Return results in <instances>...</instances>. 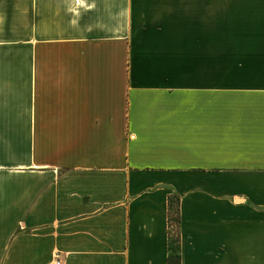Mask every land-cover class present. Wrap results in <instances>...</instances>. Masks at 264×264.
<instances>
[{
    "label": "crops",
    "instance_id": "1",
    "mask_svg": "<svg viewBox=\"0 0 264 264\" xmlns=\"http://www.w3.org/2000/svg\"><path fill=\"white\" fill-rule=\"evenodd\" d=\"M264 264V0H0V264Z\"/></svg>",
    "mask_w": 264,
    "mask_h": 264
},
{
    "label": "trees",
    "instance_id": "2",
    "mask_svg": "<svg viewBox=\"0 0 264 264\" xmlns=\"http://www.w3.org/2000/svg\"><path fill=\"white\" fill-rule=\"evenodd\" d=\"M179 199L177 196L168 198V251L167 264H179ZM175 261V262H174Z\"/></svg>",
    "mask_w": 264,
    "mask_h": 264
},
{
    "label": "built area",
    "instance_id": "3",
    "mask_svg": "<svg viewBox=\"0 0 264 264\" xmlns=\"http://www.w3.org/2000/svg\"><path fill=\"white\" fill-rule=\"evenodd\" d=\"M51 264H63L60 258L56 257L54 258L53 262Z\"/></svg>",
    "mask_w": 264,
    "mask_h": 264
},
{
    "label": "rangeland",
    "instance_id": "4",
    "mask_svg": "<svg viewBox=\"0 0 264 264\" xmlns=\"http://www.w3.org/2000/svg\"><path fill=\"white\" fill-rule=\"evenodd\" d=\"M175 262V261H174Z\"/></svg>",
    "mask_w": 264,
    "mask_h": 264
}]
</instances>
